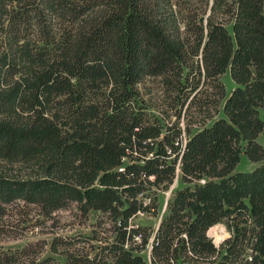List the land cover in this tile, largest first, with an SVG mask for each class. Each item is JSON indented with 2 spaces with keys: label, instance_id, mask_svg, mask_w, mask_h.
Segmentation results:
<instances>
[{
  "label": "trees",
  "instance_id": "obj_1",
  "mask_svg": "<svg viewBox=\"0 0 264 264\" xmlns=\"http://www.w3.org/2000/svg\"><path fill=\"white\" fill-rule=\"evenodd\" d=\"M149 81L172 110L200 94L209 117L224 101L223 117L170 125ZM263 133L264 0H0V218L24 202L107 219L82 249L55 238L59 264H264V164L236 170L243 155L264 162ZM178 170L187 187L148 261L152 233L131 220L158 214L149 193ZM219 224L231 237L218 247ZM29 252L0 251V264H58Z\"/></svg>",
  "mask_w": 264,
  "mask_h": 264
},
{
  "label": "rangeland",
  "instance_id": "obj_2",
  "mask_svg": "<svg viewBox=\"0 0 264 264\" xmlns=\"http://www.w3.org/2000/svg\"><path fill=\"white\" fill-rule=\"evenodd\" d=\"M220 82L225 86L228 94L235 88V84L229 74L222 76ZM141 89L147 100L150 97L153 98V101L149 103L154 105L157 110L158 107H168V114H164L167 117V123L172 125L173 122L180 118L178 113L181 112L180 126L184 129L188 127L193 133L210 126L215 120L223 117L221 107L224 101L221 102V107L218 109L220 113L215 114V111L213 112L212 109L210 110V113L213 112L212 116L209 117L208 113L206 115V109L203 108L204 95L201 96L198 94L197 98L193 100L194 104L189 108L179 107L178 105L182 103L179 100L176 109L172 110L175 104L172 106V95L168 96L164 93L165 90L168 94L167 87H163L158 82L154 83L149 81ZM171 90L172 87H170V93ZM156 97H160V99L155 100ZM165 109L167 110V108ZM258 141L264 147V133L260 135ZM263 164L264 162L252 163L243 155L236 170L237 172H251ZM186 187L187 184L183 182L182 174L178 170L176 178L169 188L154 189L149 193V197L157 195L158 214L156 216L140 214L131 220V225L135 227H147L152 233L150 245L142 253L148 261L151 243L154 240L159 226L167 217L169 207L176 193ZM102 218L104 223H106V217L99 212H92L88 216H84L77 204H72L68 209L58 211L53 216L46 218L42 216L40 210L35 206L25 204L24 202L14 203L7 207V215L4 218H0V251L17 252L29 248V254L32 258H39L40 260L51 258L58 264L63 263L65 261L64 257L54 254L51 250L54 239H62V242L58 243L59 249H63L64 245L69 243L76 244L77 248L82 249L86 245L83 238L92 236V231ZM105 228L109 229V226L105 225ZM209 236L219 247L231 237V234L224 224H219L209 231Z\"/></svg>",
  "mask_w": 264,
  "mask_h": 264
}]
</instances>
